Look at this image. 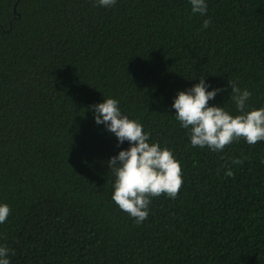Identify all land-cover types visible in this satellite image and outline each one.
Wrapping results in <instances>:
<instances>
[{"label": "trees", "instance_id": "16d2710c", "mask_svg": "<svg viewBox=\"0 0 264 264\" xmlns=\"http://www.w3.org/2000/svg\"><path fill=\"white\" fill-rule=\"evenodd\" d=\"M0 0V246L10 264H264V141L193 147L172 104L205 77L264 108V0ZM211 18L207 29L202 27ZM113 98L182 168L137 224L112 200L121 150L93 105ZM234 159L243 160L234 164ZM231 169L233 175L226 176Z\"/></svg>", "mask_w": 264, "mask_h": 264}, {"label": "clouds", "instance_id": "9594fccd", "mask_svg": "<svg viewBox=\"0 0 264 264\" xmlns=\"http://www.w3.org/2000/svg\"><path fill=\"white\" fill-rule=\"evenodd\" d=\"M117 0H96V5L109 8ZM192 13L204 16L208 12L206 0H189ZM211 18L203 21L207 29ZM231 97L235 101L239 115H231L220 106H209L217 94L227 89H213L205 83V77H199V83L191 89L177 94L172 108L175 117L184 129H190V142L193 147H208L219 152L226 146L244 139L249 145L264 141V108L245 112L252 93L229 80ZM95 123L105 125L106 130L114 134L118 147L125 141L127 150H121L112 157L108 167L115 175L112 200L120 210L134 218L139 225L149 216L151 198L162 194L171 199L178 197L184 183L180 162L168 148H161L159 143H149L150 136L144 132L143 125L123 115L116 99H104L103 103L93 105ZM234 164L243 160L234 159ZM226 176L231 177L229 169ZM11 209L7 204H0V224L6 222ZM10 249L0 246V264H10Z\"/></svg>", "mask_w": 264, "mask_h": 264}]
</instances>
